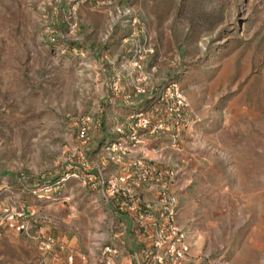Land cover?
Listing matches in <instances>:
<instances>
[{"label": "rangeland", "instance_id": "rangeland-1", "mask_svg": "<svg viewBox=\"0 0 264 264\" xmlns=\"http://www.w3.org/2000/svg\"><path fill=\"white\" fill-rule=\"evenodd\" d=\"M122 5L135 22L108 36V14ZM144 36L154 53L135 72L122 57ZM142 76L158 97L175 84L198 119L176 151L168 137L148 144L162 148L160 170L181 169L168 189L192 254L264 264V0H0V178L14 191L13 206L0 205V264H70L76 249L94 264L93 238L122 233L88 193L122 166L106 162L103 144L95 166L89 143L104 115L111 138L131 106L146 104L133 95ZM120 102L119 117L110 105ZM67 174L79 179L61 181ZM10 213L22 232L5 226Z\"/></svg>", "mask_w": 264, "mask_h": 264}, {"label": "built area", "instance_id": "built-area-1", "mask_svg": "<svg viewBox=\"0 0 264 264\" xmlns=\"http://www.w3.org/2000/svg\"><path fill=\"white\" fill-rule=\"evenodd\" d=\"M114 2L115 0H93V5L107 7ZM108 15L109 24L105 30L108 36L116 27L121 28L135 22L131 9L127 6H116ZM69 28L74 30L75 26ZM48 33L53 34L52 31ZM54 40L51 38L49 41ZM131 45L133 48L128 51L129 57L122 59L128 62L135 72H140L141 62L154 53V48L145 36ZM75 56L78 61L86 62V66L93 65L96 61L87 52L75 51ZM146 80L144 76L137 80L139 83L133 91L136 97H146V104L138 105L141 101H138L137 105L134 103L135 106L126 111L124 121L113 130V137H106L100 148L106 162L120 165L122 168L109 180H100L93 186L97 189L101 203L107 210L105 212L109 216L113 214L110 209L111 202L116 203L118 212L134 216L135 233L142 238L141 243L145 242V246L140 254L128 257L127 264H223L211 261L207 254H192L186 241V233L176 224L177 203L168 189L181 175V169L178 164H169V170H160L157 166L160 164L162 148H159L160 144L155 148H149L148 145L161 140L162 137H168V147L176 151L179 132L186 131L198 119L189 114L188 104L175 84L165 82L166 91L169 93L158 97L155 93L150 95L149 90L145 88ZM112 91H117V82L113 84ZM77 140L80 145L85 142V128L78 131ZM69 177L78 178L76 174H67L61 181H66ZM142 191H154L157 195L146 202L141 196ZM13 197L12 187L6 180L0 178V205L11 208ZM14 217L13 213L5 214V226L13 231L22 232L23 226H17ZM120 252L121 249L113 243V239H109L99 252L97 264H114L112 258ZM107 255H111L112 258H108ZM71 261L72 257H69L70 264Z\"/></svg>", "mask_w": 264, "mask_h": 264}, {"label": "crops", "instance_id": "crops-1", "mask_svg": "<svg viewBox=\"0 0 264 264\" xmlns=\"http://www.w3.org/2000/svg\"><path fill=\"white\" fill-rule=\"evenodd\" d=\"M96 20H99V17L95 15L93 17ZM113 107V109H116V113L119 115L125 114V111L123 112V104L120 102L119 104H112L110 105ZM124 113V114H123ZM123 118V117H122ZM121 118V119H122ZM105 119L106 115L103 116L102 119H100V123L96 126V133H98V137L91 140L89 144L94 146L92 149V154L94 155V162H96L95 166H97V161L101 165V160H98V157L95 153L97 150V146L99 144H103L104 140L106 139L107 135L105 134ZM89 153L88 156L92 155ZM59 187L54 188L53 190V195H55L58 192ZM97 189L94 188V186H88V193L89 197L91 198V201L96 204V208L98 207L101 209L103 212L107 211L106 208L101 203L100 197L96 191ZM137 192L135 191L134 194ZM116 203L111 202V211L113 212L112 215H114V218L116 219L117 224H119L122 227V233L118 235H112L111 239H113V243L116 244L118 248L121 249V252L119 255L116 257H113L111 255H107V257L114 259V264H127V258L130 257L131 255H138L144 248L145 242L141 243L143 240L137 234L135 233V226L133 224L134 221V216L133 214L130 215L125 213V212H118L116 208ZM106 213V212H105ZM107 214V213H106ZM93 248L91 249V252L93 253L90 257H87L94 261V264L97 263V257L99 255V252L101 248L108 243V238L106 239V235L104 236L103 234L97 235L93 238ZM75 249V248H74ZM72 263L73 264H87L86 262V256L84 253L78 252V250H74V253L72 254Z\"/></svg>", "mask_w": 264, "mask_h": 264}, {"label": "bare ground", "instance_id": "bare-ground-1", "mask_svg": "<svg viewBox=\"0 0 264 264\" xmlns=\"http://www.w3.org/2000/svg\"><path fill=\"white\" fill-rule=\"evenodd\" d=\"M250 147H251V146H250ZM253 149H254V148H253ZM249 150H250V149H249ZM249 152H250V151H249ZM256 154H257V153H256ZM263 154H264V153H263ZM245 155H246V154H245ZM245 155H244V156H245ZM248 155H249V154H248ZM248 155H247V157H248ZM257 156H258V155H257ZM257 156H256V157H257ZM245 157H246V156H245ZM261 160H262V158H261ZM242 161H243V160H242ZM247 161H248V160H247ZM263 162H264V161H263ZM245 163H246V161H245ZM251 167H252V166H251ZM242 169H244V167H243ZM252 182H253V181H252ZM252 182L250 181L251 184H252ZM251 184H250V185H251ZM250 185H249V186H250ZM250 189H251V188H250ZM254 200H256V199H254ZM251 202H252V201H251Z\"/></svg>", "mask_w": 264, "mask_h": 264}]
</instances>
